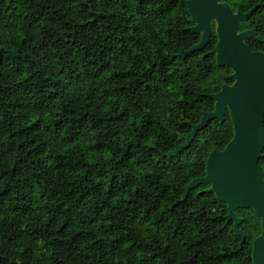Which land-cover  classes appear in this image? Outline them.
I'll return each mask as SVG.
<instances>
[{"label":"trees","instance_id":"1","mask_svg":"<svg viewBox=\"0 0 264 264\" xmlns=\"http://www.w3.org/2000/svg\"><path fill=\"white\" fill-rule=\"evenodd\" d=\"M188 1L0 0V264H254L255 210H238L240 245L208 185L184 200L232 137L229 110L161 153L232 83L215 31L178 55L201 39ZM246 28L264 51V4Z\"/></svg>","mask_w":264,"mask_h":264},{"label":"water","instance_id":"2","mask_svg":"<svg viewBox=\"0 0 264 264\" xmlns=\"http://www.w3.org/2000/svg\"><path fill=\"white\" fill-rule=\"evenodd\" d=\"M260 2L248 11L236 10L226 0H189L188 10L193 26L186 31L201 34L200 41L189 49L179 52L180 58L206 47L214 31L218 36L216 46L217 63L228 67L232 73L216 93H205L215 100V108L205 111L186 140L168 152L174 157L188 148L198 131L206 127L211 119L221 121L229 110L233 134L223 149L214 148L207 157L206 174L193 179L185 188L186 200L190 192L200 185H208L204 193L214 194L227 205V224L233 222L236 233L241 236L240 245L246 237L240 230L244 221L239 209H253L262 218V234L253 247L254 264H264V173L260 160L264 156V51L253 50L247 39L257 35L256 28L242 29L241 25L262 6ZM215 24V25H214ZM231 264V263H228Z\"/></svg>","mask_w":264,"mask_h":264},{"label":"flooded vegetation","instance_id":"3","mask_svg":"<svg viewBox=\"0 0 264 264\" xmlns=\"http://www.w3.org/2000/svg\"><path fill=\"white\" fill-rule=\"evenodd\" d=\"M215 25V24H214ZM242 26V25H241ZM246 29H248V28H246ZM242 30V29H241ZM233 84V81H232V83L231 84H229V85H232ZM227 110V109H226Z\"/></svg>","mask_w":264,"mask_h":264}]
</instances>
